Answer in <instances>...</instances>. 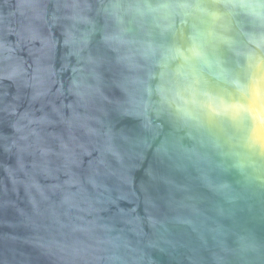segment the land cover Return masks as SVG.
I'll use <instances>...</instances> for the list:
<instances>
[{"label": "clouds", "instance_id": "1", "mask_svg": "<svg viewBox=\"0 0 264 264\" xmlns=\"http://www.w3.org/2000/svg\"><path fill=\"white\" fill-rule=\"evenodd\" d=\"M73 8V14L64 19L73 25L89 23L76 10L79 6ZM87 8L85 4L83 9ZM103 16L101 43L117 53L118 64L147 72V79L136 75L117 85L128 97L117 107L125 115L142 118L149 127L151 110L157 117L164 116L186 129L188 138L195 139L206 150L201 153L193 149L184 154L198 165L203 186L214 195L226 194L227 184H213L203 172L205 168L222 170V164L213 163L212 155H219L221 159L228 155L233 159L232 167L241 173L246 167H257L254 158L264 160V0H161L156 4L148 0H125L105 7ZM40 18L43 19L42 14ZM55 20L53 17L54 23ZM126 25L135 27L142 38H128L130 28ZM74 33V27L66 29L63 41L69 48V56L77 58V65L63 66L73 76L68 93L79 101L75 105L71 102L60 105L72 113L68 141L47 133L57 140L58 151L54 150L43 134L54 122L46 116L34 118L28 113L20 114L13 124L17 140L11 147L18 154H30L34 159L28 166L30 172H25V166L20 163L26 180L12 182L24 185L31 209L26 221L36 233L34 246L56 264H116L117 261L141 264L145 254L139 249L143 237L139 218L120 221L136 224L133 235L137 236V242L133 246L122 235L123 229L118 230L116 222L104 215L109 205H115L122 197L117 189L113 199L112 190L103 179L115 177L128 186L131 180L127 177L124 157L100 116H80L76 112V108L95 101L104 102L106 97L99 87L98 69L103 61L87 53V39L78 38ZM153 33L160 38V43L155 42ZM167 37L172 38L171 43L163 42ZM35 39L36 36L30 35L26 43L31 44ZM40 45L39 49H29V55H35L29 72L25 61L16 55L19 43L15 48L0 44V59L6 62L0 79L32 89L30 100L33 102L49 94L56 98L63 95L50 63L55 42L49 35L40 38ZM152 68L160 70L158 75L152 74ZM89 78L95 85L86 83ZM151 79L158 80L154 91L159 102L155 107L144 99L145 95H152L153 89L147 84ZM54 86L56 92L52 93ZM96 111L105 114L102 107ZM53 112L59 115L58 109L53 108ZM11 115H16L15 108ZM61 122H64L62 117ZM72 129L79 130L85 139H77ZM211 129L223 134L229 148L227 154L220 139L209 135ZM156 151L170 163L181 158L175 150L171 154L162 148ZM49 157H56L60 163L54 164ZM107 157L115 161L116 168L107 162ZM82 166L88 172L83 177L73 170ZM41 178L48 183H41ZM189 211L191 217L199 215L195 209ZM146 222L154 234L163 226V221L151 214L146 215ZM183 223L191 226L193 219H185ZM146 246L154 247L155 243L149 242ZM119 250L127 256L118 257Z\"/></svg>", "mask_w": 264, "mask_h": 264}, {"label": "water", "instance_id": "2", "mask_svg": "<svg viewBox=\"0 0 264 264\" xmlns=\"http://www.w3.org/2000/svg\"><path fill=\"white\" fill-rule=\"evenodd\" d=\"M125 0H0V44L11 45L13 48L20 44L16 55L25 61V67L31 72L35 55H29V49L40 48V38L50 35L55 42V50L50 63L57 73L61 91L59 98L49 94L35 102L30 100L32 89L18 86L13 81L0 79V264H56L41 249L34 246L36 233L26 221V214H30V206L23 183L13 184L12 180L25 181L24 172L20 171L23 163L24 171L30 172L28 167L34 157L30 154H18L11 145L17 140V133L13 124L22 113H28L34 118L46 116L54 122L43 130L49 146L57 150V140L47 136L51 132L65 142L69 136V122L72 113L67 107L60 108L70 102L79 103L69 95L68 88L73 76L68 70H63L64 64L69 68L77 65V58L69 56V48L63 45L65 30L75 29V35L87 39V53L102 59L98 69L100 76L99 87L106 100L95 101L76 108L80 116L98 115L104 126L113 135V143L124 157V165L128 168L127 177L131 185L119 183L115 177H107L103 182L112 190L113 199L117 189L122 197L115 205H109L104 215L112 218L116 228L123 229L122 235L136 245L137 231L135 223L124 224L121 220L134 221L139 218L143 228L139 249L145 254L141 264H264V160L255 159V169L246 167L241 173L232 167L233 159L225 155H212L214 164H222L223 168L203 170L206 178L213 184H227L228 192L223 196L214 195L204 186L197 172L198 165L184 155L195 149H201L195 139L188 138L186 129L170 122L166 117H157L151 110L147 122L142 118L125 115L117 107L127 101L128 97L121 88L117 87L126 78L136 75L147 79V72L135 68H127L117 63V53L110 51L101 43L105 18L103 9L110 4L124 3ZM156 4L161 0H148ZM88 5L86 10L84 5ZM79 6L78 11L87 18L89 23H75L64 19L74 12L73 6ZM43 16V19L40 16ZM53 17L56 18L55 23ZM128 38H142L135 27L128 26ZM186 32V29H185ZM30 35L37 39L27 44ZM155 42L160 38L153 33ZM171 43L172 38L163 41ZM177 42L179 38L177 37ZM38 55V54H37ZM142 63V62H139ZM6 70V62L0 59V74ZM159 69L152 68L154 76ZM89 85L95 81L88 79ZM157 79L147 80L148 87L153 89L151 96H144L147 103L155 107L159 98L155 94ZM56 87L52 88V93ZM102 107L104 115H100L96 108ZM15 108L16 115H11ZM59 110V115L53 112ZM63 118V123L61 122ZM72 134L79 140H84L79 130L72 129ZM210 136H216L224 144V152L229 148L223 134L217 129H211ZM165 149L170 154L175 150L180 154L179 159L170 163L157 149ZM96 153L93 152V157ZM39 161V155L35 157ZM56 165L60 161L56 157H49ZM107 162L116 168L111 157ZM87 158L85 159V165ZM78 171L81 177L88 174L86 167ZM103 171V169H101ZM11 174V179H10ZM63 179V177H61ZM41 183H48L41 178ZM154 205V207H153ZM135 209V211H133ZM190 209H195L199 215L191 217ZM151 214L163 221V226L156 230L149 228L146 215ZM192 218L191 226L183 223ZM154 242V247H147ZM116 255L122 259L127 256L123 250ZM116 264H120L119 261Z\"/></svg>", "mask_w": 264, "mask_h": 264}]
</instances>
